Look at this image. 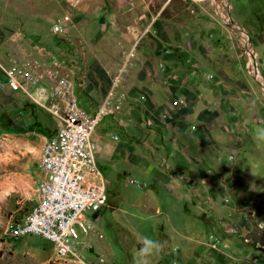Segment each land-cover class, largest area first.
Segmentation results:
<instances>
[{
    "label": "crops",
    "instance_id": "crops-1",
    "mask_svg": "<svg viewBox=\"0 0 264 264\" xmlns=\"http://www.w3.org/2000/svg\"><path fill=\"white\" fill-rule=\"evenodd\" d=\"M79 6L56 55H34L26 69L38 73L35 62L47 65L54 58L90 114L111 95L112 113L92 136L104 183L102 165L108 176L130 170L140 183L134 205L148 218L165 219L179 237L190 234V227L200 234L198 226L229 234L239 219L247 222L243 234H256L264 219V139H256L264 134L256 123L263 121L253 105L222 93L218 69L208 66L218 56L208 52L207 23L181 21L159 0H90ZM42 86L14 91L16 106L31 113L24 124L38 128L29 137L37 152L59 129L58 119L37 100ZM35 167L30 160L14 163L1 184L19 190L28 212L37 204L41 180ZM246 204L256 210L252 220Z\"/></svg>",
    "mask_w": 264,
    "mask_h": 264
},
{
    "label": "rangeland",
    "instance_id": "rangeland-1",
    "mask_svg": "<svg viewBox=\"0 0 264 264\" xmlns=\"http://www.w3.org/2000/svg\"><path fill=\"white\" fill-rule=\"evenodd\" d=\"M89 2L0 0V264H133L145 238L165 245L149 257V264H264V248L257 244L264 239V219L257 222L263 226L260 234H243L247 222L239 219L229 227V234H212L209 226H198L200 234L190 227V234H181L187 239H182L165 219L148 218L134 205L140 186L139 182L135 186L129 183L135 180L134 173L119 168L108 176L109 170L101 164L102 173L108 177L107 205L86 213L90 228L80 233L70 256L59 259L52 244L41 237L12 240L5 234L7 227L22 220L29 208L19 203L23 195L18 189L1 184L14 163L23 166L30 160L39 171L40 159L37 145L29 143L30 133L38 128L24 124L31 113L25 112L26 106H16L20 101L7 87V73L14 68L26 69V61L34 55H56L58 41L67 39L74 10L80 3ZM159 4L167 7L170 15L184 19L181 21L207 23L208 52L218 56V63L211 61L208 66L218 69L222 93L237 103L253 105L254 116L263 121L256 126L264 130V0H159ZM64 16L70 21L65 33L57 35L52 25ZM228 18L245 33L233 27ZM190 35L193 37V33ZM35 65L42 71L48 64ZM43 118L51 120L47 114ZM155 210L149 208V212ZM184 228L187 231L188 225Z\"/></svg>",
    "mask_w": 264,
    "mask_h": 264
},
{
    "label": "built area",
    "instance_id": "built-area-1",
    "mask_svg": "<svg viewBox=\"0 0 264 264\" xmlns=\"http://www.w3.org/2000/svg\"><path fill=\"white\" fill-rule=\"evenodd\" d=\"M69 21L64 16L52 25V31L63 35ZM61 70V64L52 58L38 73L18 68L7 73V87L12 91L43 85L37 100L58 119L59 129L40 148L37 204L24 219L11 223L6 235L12 240L41 237L53 245L59 259L70 256L80 233L89 230L86 213L100 211L107 205L106 184L97 167L92 136L102 118L112 113L111 95L95 114L86 112L76 97L73 79ZM49 100L51 103L47 104ZM245 208L250 219H254L255 208L249 204ZM261 225L257 224V234ZM257 244L264 248V239Z\"/></svg>",
    "mask_w": 264,
    "mask_h": 264
},
{
    "label": "clouds",
    "instance_id": "clouds-1",
    "mask_svg": "<svg viewBox=\"0 0 264 264\" xmlns=\"http://www.w3.org/2000/svg\"><path fill=\"white\" fill-rule=\"evenodd\" d=\"M264 133V130H259ZM256 139H264V134L256 137ZM164 243L145 238L137 252L133 257V264H149V257L158 254L163 248Z\"/></svg>",
    "mask_w": 264,
    "mask_h": 264
},
{
    "label": "bare ground",
    "instance_id": "bare-ground-1",
    "mask_svg": "<svg viewBox=\"0 0 264 264\" xmlns=\"http://www.w3.org/2000/svg\"><path fill=\"white\" fill-rule=\"evenodd\" d=\"M228 20H229V22H231V24H232L233 27H235V28L241 30L243 33H245L244 30L242 28H240L239 25L233 19L228 18ZM259 76H260V74H259Z\"/></svg>",
    "mask_w": 264,
    "mask_h": 264
}]
</instances>
